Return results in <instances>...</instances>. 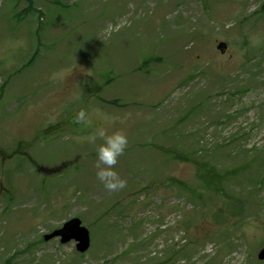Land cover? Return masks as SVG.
I'll return each instance as SVG.
<instances>
[{"label":"rangeland","instance_id":"1","mask_svg":"<svg viewBox=\"0 0 264 264\" xmlns=\"http://www.w3.org/2000/svg\"><path fill=\"white\" fill-rule=\"evenodd\" d=\"M262 8L0 0V264H264ZM100 126L129 137L123 190L96 179ZM194 159L244 167L218 192ZM239 193L244 211L218 218ZM73 217L90 230L85 253L44 239Z\"/></svg>","mask_w":264,"mask_h":264},{"label":"clouds","instance_id":"2","mask_svg":"<svg viewBox=\"0 0 264 264\" xmlns=\"http://www.w3.org/2000/svg\"><path fill=\"white\" fill-rule=\"evenodd\" d=\"M252 43H257L255 38H250ZM77 123H87L89 113L84 109L77 112L75 117ZM107 119L115 120L116 117ZM121 123L123 121L121 120ZM96 162L94 165L96 179L102 184L103 188L109 192H116L126 188V181L116 170L118 158L122 156L128 147L129 137L123 129H116L109 132L104 126L97 127L88 137L89 143L96 144Z\"/></svg>","mask_w":264,"mask_h":264},{"label":"trees","instance_id":"3","mask_svg":"<svg viewBox=\"0 0 264 264\" xmlns=\"http://www.w3.org/2000/svg\"><path fill=\"white\" fill-rule=\"evenodd\" d=\"M262 9H264V8H262ZM195 161L198 164V173H199L200 181L206 187H210V189L214 188L218 192H223L224 191V186L223 185L225 184V181L227 180L229 174H231V175L232 174H236V173L239 172L240 169H242L244 167V166H239V167L235 168L231 172L230 171H227V172L225 171L224 173H222L210 161H207V160H204V159L203 160H195ZM246 164L250 165L251 162H248ZM263 166H264V161H263ZM181 185L184 186V188L187 187V184H185V183L181 182ZM193 193L197 194L199 197L201 196V191L193 190ZM242 194L239 193V194H236L234 196H232L231 194H227L228 196H230L229 197L230 198L229 204L225 208L227 214H224L223 212L220 211V214L218 215V218H224V217H230L231 218V216L240 215L242 213V211H244V203L243 204L241 203V202H243L241 200V199H243L242 198ZM236 196L239 197L240 199H238ZM238 200H241L240 202H238L239 204L238 203H232V202H236Z\"/></svg>","mask_w":264,"mask_h":264},{"label":"water","instance_id":"4","mask_svg":"<svg viewBox=\"0 0 264 264\" xmlns=\"http://www.w3.org/2000/svg\"><path fill=\"white\" fill-rule=\"evenodd\" d=\"M219 49L226 48L225 43H220L218 46ZM60 236L61 241L63 243H66L71 240H75L78 242L77 249L80 252L86 251L90 246V236L89 231L86 227L81 225V220L79 218H73L69 221H67L63 227L60 229L55 230L50 235L46 236V239ZM259 258L264 259V248L259 253Z\"/></svg>","mask_w":264,"mask_h":264}]
</instances>
